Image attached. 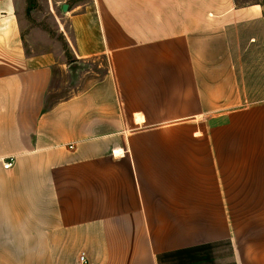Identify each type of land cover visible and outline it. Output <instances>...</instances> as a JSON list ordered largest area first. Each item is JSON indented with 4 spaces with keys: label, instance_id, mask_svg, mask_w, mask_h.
Listing matches in <instances>:
<instances>
[{
    "label": "crops",
    "instance_id": "0c3cea01",
    "mask_svg": "<svg viewBox=\"0 0 264 264\" xmlns=\"http://www.w3.org/2000/svg\"><path fill=\"white\" fill-rule=\"evenodd\" d=\"M47 2L0 0V264H264V5Z\"/></svg>",
    "mask_w": 264,
    "mask_h": 264
},
{
    "label": "rangeland",
    "instance_id": "374dc122",
    "mask_svg": "<svg viewBox=\"0 0 264 264\" xmlns=\"http://www.w3.org/2000/svg\"><path fill=\"white\" fill-rule=\"evenodd\" d=\"M234 4L239 7L250 6L253 4H263L264 0H233ZM28 15L31 23L40 25L50 31L53 36H57L58 31L54 24L60 23L58 16L62 14L60 11L55 16L50 12V5L47 0H28ZM58 25V24H57ZM61 39V38H60ZM67 50V45H64ZM68 59L72 61V57L66 52ZM75 68V69H74ZM72 71L69 69L62 73L58 71L54 81L53 91L59 96H69L78 90L84 89L95 80L102 78L107 70V61L104 58H99L95 61L75 65ZM68 71V72H67ZM55 95V94H54Z\"/></svg>",
    "mask_w": 264,
    "mask_h": 264
},
{
    "label": "built area",
    "instance_id": "2783aa9c",
    "mask_svg": "<svg viewBox=\"0 0 264 264\" xmlns=\"http://www.w3.org/2000/svg\"><path fill=\"white\" fill-rule=\"evenodd\" d=\"M13 165V162L11 160H8L4 163V167L6 169H9L10 167H12ZM80 261L82 264H87L88 262V258H87V254L86 253H82L81 256H80Z\"/></svg>",
    "mask_w": 264,
    "mask_h": 264
},
{
    "label": "water",
    "instance_id": "95a60500",
    "mask_svg": "<svg viewBox=\"0 0 264 264\" xmlns=\"http://www.w3.org/2000/svg\"><path fill=\"white\" fill-rule=\"evenodd\" d=\"M67 9H68V5L66 4L64 5V10L67 11Z\"/></svg>",
    "mask_w": 264,
    "mask_h": 264
}]
</instances>
